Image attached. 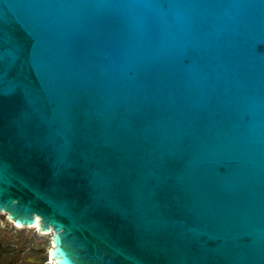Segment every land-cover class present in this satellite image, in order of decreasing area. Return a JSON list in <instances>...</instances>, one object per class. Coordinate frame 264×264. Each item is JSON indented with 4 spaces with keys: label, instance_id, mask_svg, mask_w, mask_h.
Listing matches in <instances>:
<instances>
[{
    "label": "water",
    "instance_id": "1",
    "mask_svg": "<svg viewBox=\"0 0 264 264\" xmlns=\"http://www.w3.org/2000/svg\"><path fill=\"white\" fill-rule=\"evenodd\" d=\"M0 89L54 264H264V0H0Z\"/></svg>",
    "mask_w": 264,
    "mask_h": 264
},
{
    "label": "rangeland",
    "instance_id": "2",
    "mask_svg": "<svg viewBox=\"0 0 264 264\" xmlns=\"http://www.w3.org/2000/svg\"><path fill=\"white\" fill-rule=\"evenodd\" d=\"M53 235L11 221L4 225L0 215V264H54L48 257Z\"/></svg>",
    "mask_w": 264,
    "mask_h": 264
},
{
    "label": "snow or ice",
    "instance_id": "3",
    "mask_svg": "<svg viewBox=\"0 0 264 264\" xmlns=\"http://www.w3.org/2000/svg\"><path fill=\"white\" fill-rule=\"evenodd\" d=\"M6 93L4 92L3 89H0V97H3Z\"/></svg>",
    "mask_w": 264,
    "mask_h": 264
},
{
    "label": "bare ground",
    "instance_id": "4",
    "mask_svg": "<svg viewBox=\"0 0 264 264\" xmlns=\"http://www.w3.org/2000/svg\"><path fill=\"white\" fill-rule=\"evenodd\" d=\"M16 227H22V226H19V225H17L16 224ZM31 227H33V226H31ZM34 228H36V227H34ZM40 231V230H39ZM41 232V231H40ZM42 234H46L47 235V233H43V232H41ZM52 261H53V259H51Z\"/></svg>",
    "mask_w": 264,
    "mask_h": 264
}]
</instances>
